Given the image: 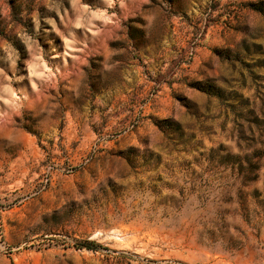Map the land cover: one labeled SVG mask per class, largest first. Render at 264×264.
I'll use <instances>...</instances> for the list:
<instances>
[{"label":"rangeland","instance_id":"rangeland-1","mask_svg":"<svg viewBox=\"0 0 264 264\" xmlns=\"http://www.w3.org/2000/svg\"><path fill=\"white\" fill-rule=\"evenodd\" d=\"M0 264H264V0H0Z\"/></svg>","mask_w":264,"mask_h":264},{"label":"trees","instance_id":"trees-1","mask_svg":"<svg viewBox=\"0 0 264 264\" xmlns=\"http://www.w3.org/2000/svg\"><path fill=\"white\" fill-rule=\"evenodd\" d=\"M76 248L79 250H89V251H94L97 250L96 245L93 242L89 241H83L76 245Z\"/></svg>","mask_w":264,"mask_h":264}]
</instances>
